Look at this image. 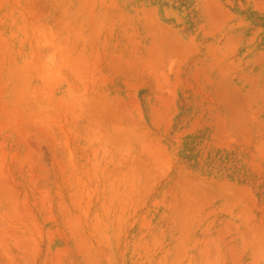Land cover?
Here are the masks:
<instances>
[{
  "label": "rangeland",
  "instance_id": "rangeland-1",
  "mask_svg": "<svg viewBox=\"0 0 264 264\" xmlns=\"http://www.w3.org/2000/svg\"><path fill=\"white\" fill-rule=\"evenodd\" d=\"M0 264H264V0H0Z\"/></svg>",
  "mask_w": 264,
  "mask_h": 264
}]
</instances>
